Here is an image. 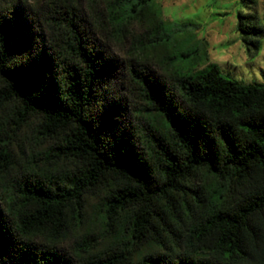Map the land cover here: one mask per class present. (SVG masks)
<instances>
[{
    "label": "trees",
    "instance_id": "trees-1",
    "mask_svg": "<svg viewBox=\"0 0 264 264\" xmlns=\"http://www.w3.org/2000/svg\"><path fill=\"white\" fill-rule=\"evenodd\" d=\"M151 1L0 3V264H70V233L76 264H264V85L215 64L160 78L131 33L148 20L163 44ZM240 2L253 56L264 27ZM127 40L126 60L106 50ZM124 72L155 115L134 131L103 96Z\"/></svg>",
    "mask_w": 264,
    "mask_h": 264
},
{
    "label": "rangeland",
    "instance_id": "rangeland-1",
    "mask_svg": "<svg viewBox=\"0 0 264 264\" xmlns=\"http://www.w3.org/2000/svg\"><path fill=\"white\" fill-rule=\"evenodd\" d=\"M256 1L258 23L264 27L261 19L264 0ZM44 2L45 0H0L3 5L25 10L40 7ZM148 7L147 13L153 14L152 19L160 18L163 21L156 34L163 38V44L149 46L153 30L146 34L150 24L148 20L135 22L131 33L133 38L144 43L141 55L148 57L160 78L169 81L171 70L178 73L195 72L215 64L224 77L239 84L264 85V35L257 38L259 48L250 56L236 30L238 12H246L240 0H154L149 2ZM130 43L128 40L125 44L111 41L107 43L106 50L119 59L126 60ZM121 77L122 79L106 87L103 96L114 115L117 127L130 126L133 131L138 130V127L143 128L144 121L149 120L148 116L155 115L137 111V107L141 108L143 104L128 93L126 72ZM76 239L77 234L70 233L58 245L61 256L70 264H76L79 260Z\"/></svg>",
    "mask_w": 264,
    "mask_h": 264
}]
</instances>
